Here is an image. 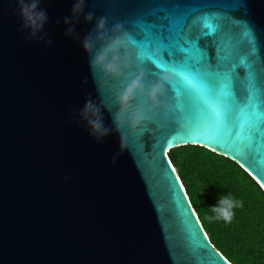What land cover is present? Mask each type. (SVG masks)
<instances>
[{
	"label": "water",
	"instance_id": "obj_1",
	"mask_svg": "<svg viewBox=\"0 0 264 264\" xmlns=\"http://www.w3.org/2000/svg\"><path fill=\"white\" fill-rule=\"evenodd\" d=\"M74 2L41 4L49 46L26 40L15 0H0V264H233L212 242L169 152L205 147L239 164L264 189V0H86L85 13L106 16L108 29L120 24L131 35L132 69L142 70L141 50L163 59L168 48L182 45L193 61H206L200 75L215 73L219 86L235 74L236 90L251 93L239 114L246 126L250 111L257 135H245L235 113L226 128H202V106L186 102L174 75L149 120L135 132L126 126L115 165L120 134L113 116L127 71L119 79L93 74L81 41L96 19L80 16L79 40L64 35L63 18ZM189 19L201 29L194 45L180 35ZM138 30L148 38L137 40ZM89 96L111 108H102L105 126L113 128L102 143L79 116L69 122ZM142 100L137 94L135 104ZM253 141L255 161L248 155Z\"/></svg>",
	"mask_w": 264,
	"mask_h": 264
},
{
	"label": "clouds",
	"instance_id": "obj_2",
	"mask_svg": "<svg viewBox=\"0 0 264 264\" xmlns=\"http://www.w3.org/2000/svg\"><path fill=\"white\" fill-rule=\"evenodd\" d=\"M18 5V14L22 23L20 31L24 33L26 40H38L46 45H52L53 41L47 39V32L44 26L49 22V16L46 9L41 7L45 0H15ZM86 0H75L71 9V15L63 18L66 25L64 35L79 40L75 24L80 22V16L83 14L84 22L90 23L96 19L95 28L92 32L85 35L81 41L82 48L90 55L89 67L93 74L97 71L102 72L105 77H115L119 79L127 71L125 84L116 93V99L119 104V110L113 116L115 131L120 134V150L112 157L111 163L116 164L117 159L125 150V141L127 139L126 126L132 132H135L149 120V113L161 103L160 97L164 95L166 84H172L173 76L176 70L169 67L162 70L158 79L145 83V74L139 68L132 71L130 56L126 49L130 43H133L131 35L123 30L122 25L116 24L111 29L107 28V17H95V13L88 11L85 13ZM59 23V21H57ZM84 85L88 84V78L82 81ZM137 94L143 97L140 104H135ZM101 102L97 105L91 96L85 101L82 109L77 112L72 110L70 123L76 122L79 116L80 122H86L89 134L97 143H102L104 138L112 134L113 128L105 126L102 108H111L103 105ZM67 179V177H65ZM243 201L236 199L231 192L222 195L217 205L211 206L213 215L207 217L209 221L223 220L225 223H231L235 216V209L242 208Z\"/></svg>",
	"mask_w": 264,
	"mask_h": 264
},
{
	"label": "trees",
	"instance_id": "obj_3",
	"mask_svg": "<svg viewBox=\"0 0 264 264\" xmlns=\"http://www.w3.org/2000/svg\"><path fill=\"white\" fill-rule=\"evenodd\" d=\"M194 207L215 246L233 264H264V189L239 164L205 147L169 152ZM229 192L243 201L231 223L209 221L210 208Z\"/></svg>",
	"mask_w": 264,
	"mask_h": 264
},
{
	"label": "snow or ice",
	"instance_id": "obj_4",
	"mask_svg": "<svg viewBox=\"0 0 264 264\" xmlns=\"http://www.w3.org/2000/svg\"><path fill=\"white\" fill-rule=\"evenodd\" d=\"M204 28L208 29V33L213 31V26L207 22H204ZM160 39H164V35L159 32ZM201 29L198 23L186 20L184 28L180 35L185 43L194 45L197 36L200 34ZM208 33L204 35L207 36ZM187 34V39H185ZM148 38V33L143 30H138L137 40L143 41ZM155 39V36H152ZM135 45V41H133ZM200 47L203 48V40L200 41ZM187 49L182 45L175 48H168L164 54L163 59L145 57L143 50L138 53L136 59L141 61L140 68L145 74V79L149 75L157 76L162 70H166L170 67L176 70L177 82L176 86L182 87L185 90L186 102L189 103L193 100L198 102L202 106V113L204 119L201 122L200 127H221L226 128L233 123V114L235 113V119L238 122V128L244 127V134L257 135L251 127V114L248 111V123L246 126L241 124L243 117L239 114L240 109L247 106L251 93L247 88H242L239 92L236 90L238 81H236L235 74L232 76L231 81H223L219 83V86L214 79L217 75L215 73H209L206 75H200V69L203 63L206 61L201 56L199 59L193 61L192 57L186 55ZM214 55V50L212 51ZM215 63V61H213ZM193 69H195L193 71ZM136 71V69H132ZM245 71L244 75L245 76ZM242 93V95H241ZM194 130V129H191ZM255 142L253 141L251 147L248 150L249 160L255 161Z\"/></svg>",
	"mask_w": 264,
	"mask_h": 264
}]
</instances>
